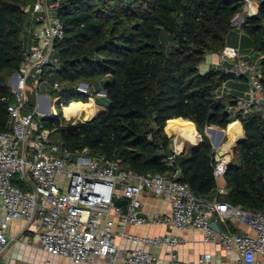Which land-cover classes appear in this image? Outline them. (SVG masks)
<instances>
[{
	"label": "trees",
	"instance_id": "trees-1",
	"mask_svg": "<svg viewBox=\"0 0 264 264\" xmlns=\"http://www.w3.org/2000/svg\"><path fill=\"white\" fill-rule=\"evenodd\" d=\"M36 1L0 0L1 133L11 130L8 107L18 100L10 79L25 59V31L33 24L24 8ZM244 9L239 0H63L57 16L64 36L54 44L59 66H48L41 77L52 98H59V112L41 124L69 152L87 148L91 156L140 175L171 176L178 170L179 182L212 200L215 150L205 130H228L242 116L233 117L231 98L217 97L236 77L216 68L201 73L200 66L208 55L223 51L234 32L232 22ZM240 32L247 50H264V0ZM80 82L90 86V93L79 92ZM100 90L106 92L105 111L89 122H66L61 104L64 110L88 104ZM34 107L32 93L22 114ZM241 123L245 137L227 168V193L220 200L264 215V113L253 110ZM188 124L201 142L176 155L169 135ZM14 185L22 188L18 181ZM117 204L125 211L129 206L126 200ZM219 225L241 235L232 221Z\"/></svg>",
	"mask_w": 264,
	"mask_h": 264
},
{
	"label": "built area",
	"instance_id": "built-area-1",
	"mask_svg": "<svg viewBox=\"0 0 264 264\" xmlns=\"http://www.w3.org/2000/svg\"><path fill=\"white\" fill-rule=\"evenodd\" d=\"M62 1L37 0L24 8L33 21V43L25 52L19 72L10 79L18 100L17 105L8 107L11 130L0 132V200L4 210L0 216V264H37L14 262L7 256L12 243L19 241H27L37 252L73 264H264V215L220 200L227 193L224 176L231 163L229 148L222 147L223 155L217 150L222 143L214 149L213 157L216 195L204 200L178 181V170L171 176L140 175L122 169L116 162L106 163L91 156L87 148L69 152L52 141V132L43 127L41 120L57 116L59 98L40 96V91L44 69L59 66L54 44L64 36L57 16ZM239 1L245 9L232 22L234 31L239 30V39L236 43L229 40L221 53L212 55L218 59L216 66H226V73L248 88L234 92L224 83L217 95L218 99L231 98L235 102L230 108L233 117L241 113L243 120L253 110L264 113V50L250 48L244 53V35L240 32L246 17L259 14L263 0ZM54 88L58 89L59 83ZM77 89L90 93V86L84 82ZM32 93L34 110L22 114ZM97 95L105 97L106 92L100 90ZM60 107L66 117L63 104ZM83 113L71 118L80 120ZM174 145V153L180 154L176 141ZM168 160L172 164L174 157ZM15 181L22 188L16 187ZM146 194L163 197L170 213L144 216L142 199ZM122 200L129 202L126 211L117 204ZM237 220L252 234H233L219 225ZM14 222H21L22 226L10 236L8 231ZM212 223L218 225L220 232L213 229ZM128 226L199 230L204 245L217 249L185 261L177 256V248L184 245L182 238L171 234L138 236L128 233ZM154 250H164V255Z\"/></svg>",
	"mask_w": 264,
	"mask_h": 264
},
{
	"label": "crops",
	"instance_id": "crops-1",
	"mask_svg": "<svg viewBox=\"0 0 264 264\" xmlns=\"http://www.w3.org/2000/svg\"><path fill=\"white\" fill-rule=\"evenodd\" d=\"M32 29H33V24L31 23L30 27L27 28L25 31L24 45H25L26 50L33 43L32 42ZM217 61H218V59L215 58L213 55H208V59H205L204 63L201 66H203V68L206 71H208L212 68L224 70L226 68V66H222V65L216 66L215 63ZM226 84H227L228 88H229V86H231L230 89H232L234 92L244 91V90H242V88L244 86L247 87L245 84L237 82V80L235 81V83H232L230 81ZM93 103H94V100H93ZM65 110H64V113H65ZM67 118H70V117H67ZM239 124H240L241 128L243 129L242 124L241 123H239ZM189 125L190 124L182 126L180 132L178 130H176L177 134H172V135H169L168 133L167 134L169 136H175V135L180 136L183 128L185 126H189ZM227 135L229 137V133ZM243 135H244V130H243ZM210 137L214 142H216L219 138V135L217 132H210ZM225 137H226V134H225ZM244 137H245V135H244ZM200 140L201 139L199 137L198 141L200 142ZM175 141H176V148H177L178 152H180V153L183 152V150L185 149L184 145H179L178 140L174 139V142ZM186 141L191 143L193 147L199 145L198 142L194 144L188 140H186ZM174 148H175V145H174ZM142 202H143L142 212H143L144 216H146V215L151 216L155 213H160V214H169L170 213L169 205L167 204V202L164 200L163 197L156 198V197H153L151 195L146 194V195H144ZM3 215H4V210L2 207V202L0 200V216H3ZM233 225L236 228V230H238L241 234H250V235L252 234V232L249 231L241 221H238V220L233 221ZM21 226H22L21 222H14L12 224V229L10 231H8L9 235L14 236L19 231ZM127 232L130 234H136L138 236L150 235L152 237H155V236H160V235L163 236L166 234H171L174 237L182 238L184 240V243H183L184 245L177 248V256L179 259H182L185 261L196 260V259L200 258L204 253H206V252L213 253L217 249L215 246H205L203 243V240H202L203 236H202L201 231L194 230V229H188L186 231H179L177 229H171V228H167V227H158V226H154L152 228L143 227V226L142 227L128 226ZM12 244L13 245L11 246V249L8 251L7 256L10 259H12L14 262L28 261V262H34L37 264H50L49 263L50 260H52V259L57 260V258H55V257L48 256L47 254H44L42 252H37V250L34 249L32 246H30L29 245L30 243L27 241L14 242ZM153 252H155L158 255H162V256L164 255V253H163L164 250H154ZM98 262H100V261H98Z\"/></svg>",
	"mask_w": 264,
	"mask_h": 264
},
{
	"label": "rangeland",
	"instance_id": "rangeland-1",
	"mask_svg": "<svg viewBox=\"0 0 264 264\" xmlns=\"http://www.w3.org/2000/svg\"><path fill=\"white\" fill-rule=\"evenodd\" d=\"M54 13V12H53ZM237 30V29H236ZM239 30H237V31H234L233 32V34H232V36L230 37V41H231V43H236L237 42V40L239 39ZM242 48L243 49H245V53H247L248 52V50H247V46L249 45L244 39H242ZM206 59H208V56L206 57ZM200 72L201 73H206L207 71L203 68V66H201L200 67ZM232 83H235V81H233V80H230ZM239 82H241V83H243L241 80H238ZM231 86H229V88H230ZM248 88L247 87H243L242 88V90H247ZM236 90V89H235ZM242 94V93H241ZM241 94H239V95H241ZM47 95H50V93H49V91H47V87H46V85L45 84H42V86H41V91H40V96H47ZM53 99V98H52ZM94 106H95V108H96V115L98 114V113H100V112H102V111H105L106 110V106L108 105V101L105 99V97L103 98V97H99L98 95H95L94 96ZM89 103H92V101H89ZM56 107V109L58 110V106L56 105L55 106ZM235 108V111H237V108L236 107H234ZM54 108H51V111H52V113L54 114V110H53ZM58 112H59V110H58ZM86 111H84V113L82 114V116H81V118H80V120L78 119V118H71V116H69L71 119H67L66 117V122L68 123V122H73V123H75V122H78V121H83L85 118L86 119H90V118H87L86 117ZM65 114V113H64ZM95 115V116H96ZM65 116H68V115H66L65 114ZM227 129H229V128H227ZM227 131V134H228V130H226ZM200 137V136H199ZM174 139L175 140H178V142H179V145H184V148H190L191 146H192V144L191 143H189V142H187L185 139H183L181 136H179V135H175L174 136ZM200 139H201V137H200ZM200 142H201V140H200ZM199 141H198V143H200ZM231 143V140H230V137H228V135H226V137L223 139V141H222V145L217 149L219 152H222V154L221 155H223L224 153H225V151L224 150H222V147L224 146V145H228V144H230ZM235 148L236 147H234V146H231L230 148H229V151H227L228 152V155H229V158H230V160H231V163L233 162V161H236L237 160V153H236V150H235ZM49 263L50 264H73V263H69V261H64V260H59V259H52V260H50L49 261Z\"/></svg>",
	"mask_w": 264,
	"mask_h": 264
},
{
	"label": "bare ground",
	"instance_id": "bare-ground-1",
	"mask_svg": "<svg viewBox=\"0 0 264 264\" xmlns=\"http://www.w3.org/2000/svg\"><path fill=\"white\" fill-rule=\"evenodd\" d=\"M81 111H86L85 114L87 118L94 117L96 115V108L93 104V101L92 103H88V104L78 103V104L71 105L69 109L65 110V114L68 115L67 117H69V116H74L77 113H80ZM228 133H229V137L231 138L230 139L231 143L228 145H225L224 149H228L231 146H234L237 141L243 139L244 137L243 129L241 128L238 122L232 123L229 126ZM225 134L227 135V131L225 132ZM180 136L183 139H186L194 144L197 143L199 140V134L195 131V129L191 125L185 126Z\"/></svg>",
	"mask_w": 264,
	"mask_h": 264
},
{
	"label": "water",
	"instance_id": "water-1",
	"mask_svg": "<svg viewBox=\"0 0 264 264\" xmlns=\"http://www.w3.org/2000/svg\"><path fill=\"white\" fill-rule=\"evenodd\" d=\"M221 73H222V74H226V71H225V70H221ZM95 117H96V116H94V117H92V118H90V119H86V118H85L83 121H84V122H89V121H92ZM209 132H217V133H218L219 138H218V140H217L216 142H214V141L209 137V135H208ZM225 132H226V130H220V129H217V128H215V127H208V128L205 130V134H206L207 137L210 139V142H211V144H212V146H213L214 149H215V148H218V147L221 145V143H222V141H223V139H224V137H225ZM243 140H244V137H243V139L237 141L236 144L234 145V147H237V145H238L241 141H243ZM198 146H199V145L195 146V148L197 149ZM220 154H222V152H220ZM212 227H213V229H215L217 232H220V228L218 227V225H217L216 223H212Z\"/></svg>",
	"mask_w": 264,
	"mask_h": 264
}]
</instances>
